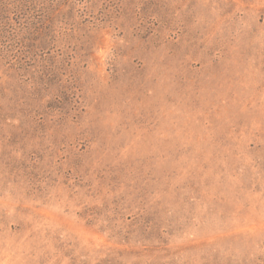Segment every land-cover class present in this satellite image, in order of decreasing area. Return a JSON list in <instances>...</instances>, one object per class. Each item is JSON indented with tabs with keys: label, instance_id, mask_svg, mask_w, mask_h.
<instances>
[{
	"label": "rangeland",
	"instance_id": "374dc122",
	"mask_svg": "<svg viewBox=\"0 0 264 264\" xmlns=\"http://www.w3.org/2000/svg\"><path fill=\"white\" fill-rule=\"evenodd\" d=\"M0 264H264V0H0Z\"/></svg>",
	"mask_w": 264,
	"mask_h": 264
}]
</instances>
